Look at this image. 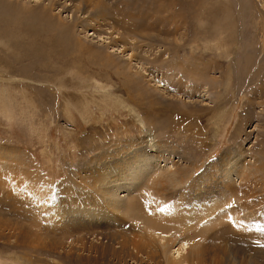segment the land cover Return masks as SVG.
<instances>
[{"label":"rangeland","instance_id":"rangeland-1","mask_svg":"<svg viewBox=\"0 0 264 264\" xmlns=\"http://www.w3.org/2000/svg\"><path fill=\"white\" fill-rule=\"evenodd\" d=\"M180 240L264 264V0H0V264Z\"/></svg>","mask_w":264,"mask_h":264},{"label":"bare ground","instance_id":"bare-ground-1","mask_svg":"<svg viewBox=\"0 0 264 264\" xmlns=\"http://www.w3.org/2000/svg\"><path fill=\"white\" fill-rule=\"evenodd\" d=\"M175 216V215H174ZM177 216H175L174 218L173 217H171L170 215H169V217H166V216H164L163 215V212H161V213H157V214H155L154 213V215L153 216H151V219L155 222V221H157V219H162L163 221H165L166 220V218L167 219H169V220H174L175 218H176ZM175 222H177V221H175ZM181 226V225H180ZM193 227V226H192ZM192 227H191V229H192ZM157 228L156 227H152L151 228V230L150 231H153V232H155V230H156ZM196 230V229H195ZM181 231V230H180ZM183 232V231H182ZM187 232V231H186ZM195 232V231H194ZM185 233V232H184ZM175 236V235H174ZM191 236V235H190ZM174 240V241H177L178 240V238L177 237H173V238H170V240ZM181 241V240H180ZM188 243V242H187ZM163 245H165L164 243H163ZM176 248H174V250L172 249V253L169 251L170 249H167V248H165V249H163L164 250V252H165V254L167 253V251L169 252V253H171V256H170V258H168L169 256L168 255H166L165 256V258H166V261H165V264H188L187 263V261L184 259V257H183V255H180V254H183L184 252H183V250H185V249H187V248H185V242H183V241H181V243H176ZM166 246V245H165ZM167 246H168V244H167ZM183 252V253H182ZM200 252V251H199ZM187 254V253H186ZM185 257H186V255H185Z\"/></svg>","mask_w":264,"mask_h":264}]
</instances>
